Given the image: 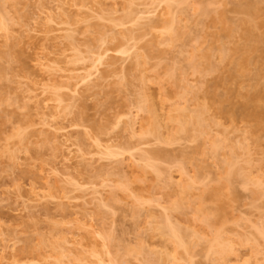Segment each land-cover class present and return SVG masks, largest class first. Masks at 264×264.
<instances>
[{
	"label": "rangeland",
	"instance_id": "obj_1",
	"mask_svg": "<svg viewBox=\"0 0 264 264\" xmlns=\"http://www.w3.org/2000/svg\"><path fill=\"white\" fill-rule=\"evenodd\" d=\"M0 264H264V0H0Z\"/></svg>",
	"mask_w": 264,
	"mask_h": 264
},
{
	"label": "bare ground",
	"instance_id": "obj_2",
	"mask_svg": "<svg viewBox=\"0 0 264 264\" xmlns=\"http://www.w3.org/2000/svg\"><path fill=\"white\" fill-rule=\"evenodd\" d=\"M249 111H250V110H249ZM249 111H248V112H249ZM255 111L257 112L258 110L253 109L252 112L250 111L249 114H248V112H246L245 115L247 114L248 116L251 115L252 117H254L253 115L256 116V115L259 114V115L256 117V118L258 119L259 116L261 115V114H260L261 111L259 110L260 112H257L258 114H255V113H256ZM250 113H251V114H250ZM247 115H246V116H247ZM252 117H251V118H252ZM256 118H255V119H256ZM172 229H173V228H172ZM172 229H171V230H172ZM176 230H177V228H176ZM178 231H180V230H178ZM178 231H177V232H178ZM174 232L176 233V231L173 229V231L171 232V234L174 233ZM175 233H174V235H175ZM178 233H179V232H178ZM178 233H177V234H178ZM174 235H172V236L176 239V237H175ZM176 236H177V235H176ZM178 236H181V234L179 233ZM179 238H180V237H179ZM176 240H177V239H176ZM222 247H223V246H222ZM224 248H225V247H224ZM221 251H222V249H221ZM221 251H220V252H221ZM220 252H219V253H220ZM223 254H224V253H222V255H223ZM223 258H224V257H223Z\"/></svg>",
	"mask_w": 264,
	"mask_h": 264
}]
</instances>
